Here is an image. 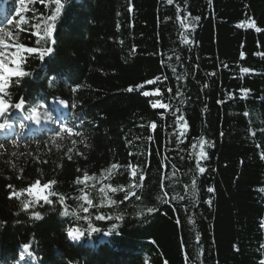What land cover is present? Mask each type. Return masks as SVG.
<instances>
[{
    "label": "trees",
    "instance_id": "1",
    "mask_svg": "<svg viewBox=\"0 0 264 264\" xmlns=\"http://www.w3.org/2000/svg\"><path fill=\"white\" fill-rule=\"evenodd\" d=\"M61 4L53 35L56 43L37 45L43 22L55 11L54 0H25L24 12L21 0H0V28L7 26L11 33L5 42L11 51L20 44L53 48L43 60L36 53H24L23 70L30 75L11 78L13 103L23 97V113L43 103L54 114L53 103L59 99L68 105L66 114L55 116L59 123L42 132L18 136L17 128L15 134L0 137L4 145L0 264H260L264 260V0H173L171 4L61 0ZM177 5L181 19L200 17L193 21L194 29H187L190 44L180 39L184 30L177 20ZM21 17L27 25H18ZM252 20L259 33L241 27ZM244 67L251 71L242 73ZM53 76L59 82L52 81L54 90H49ZM157 76L161 80L156 84L147 83ZM177 76L184 78L177 81ZM137 84L144 87L125 91ZM177 87L184 93L179 98L185 100L183 105L179 99L169 100ZM143 91L154 95L144 97ZM155 100L170 103L169 109H153L150 101ZM175 106L181 107L188 124L179 146L171 115ZM17 111L10 108L5 116L11 120ZM71 111L77 119L63 124ZM69 127L72 131L67 134L77 141L71 153L48 139ZM80 130L85 143L75 135ZM201 135L213 147L206 148L208 159L201 162L205 173H195L193 202L190 170L195 162L188 159V148ZM113 163L120 166L106 174ZM129 164L137 169L135 177L125 170ZM85 172L94 179L83 181ZM37 179L42 188L56 181L51 189L57 193L50 197L53 204L40 201L21 211L12 190L31 187ZM129 184L134 188L129 189ZM121 186L123 191H112ZM208 187L214 192L208 193ZM81 205L88 211H81ZM65 207L75 210L78 219L61 218ZM148 207L156 211L148 213ZM34 211L44 218L34 220ZM97 215L105 219L97 221ZM89 224L100 231L89 233ZM68 227L85 230L83 239L69 240ZM25 243L33 255L21 260Z\"/></svg>",
    "mask_w": 264,
    "mask_h": 264
},
{
    "label": "snow or ice",
    "instance_id": "2",
    "mask_svg": "<svg viewBox=\"0 0 264 264\" xmlns=\"http://www.w3.org/2000/svg\"><path fill=\"white\" fill-rule=\"evenodd\" d=\"M167 2L169 4H171L173 2V0H167ZM54 3H55V11L43 22V36L39 37L38 39H36L35 43L37 45H40L42 42L44 44H48L49 41L51 42V44H55L56 41L55 39H53V35H54V32H55V29H56V20L58 18V16L60 15L61 13V9L64 7L63 4H61V0H54ZM20 8H21V12H24L25 11V0H21V5H20ZM179 5H177V12H178V15H177V20L179 21V24H180V28L182 30H184L180 36V39L181 41L184 43V44H190L191 41L188 39V34H187V29L189 27H192L194 29V24H193V21H196L198 22L200 17L197 16V17H193L191 18V20L188 18V16L186 15L183 19L180 18L179 16ZM129 11H131V8H129ZM19 24H25L27 25L28 24V21L25 20L23 17H21V20L18 21V25ZM241 27H247V28H251V29H255V31L257 33H259L261 31V29L259 27L256 26V22L254 20L248 22L247 24H242ZM35 29H36V32L39 33L41 31V25L38 23L35 25ZM11 35V33H10ZM19 47H21L23 50H24V53H28V54H32V53H36L38 54V57L40 60H43L46 56H49L51 53H53V48L52 47H45V48H38V47H27L25 48L23 44H20ZM172 56H168L167 59L168 61H171L172 60ZM26 57L23 56V61H22V65H23V62L25 61ZM176 60L179 61L180 60V57L177 55L176 56ZM162 63H163V60H162ZM23 67V66H22ZM167 67L171 68V71L173 73L176 72V68L173 67L170 63L167 65ZM240 71L242 73H249L251 70L248 68V67H244V68H241ZM216 73L213 72L211 73V75H215ZM30 75L29 72L25 71L24 70V76H28ZM23 77H18V78H23ZM184 77H181V76H177L176 79L177 81H180L181 79H183ZM164 80H167V76L163 77ZM161 80V77L160 76H157L155 77L154 79L152 80H148L147 83L148 84H156L157 81H160ZM144 87V84H137L135 86V88H133L132 86H129L125 89V91L131 93L133 92L134 90L135 91H139L140 89H142ZM205 87H207V85H205ZM73 91H75V89H73ZM160 89L159 87L156 88V93H159ZM167 91L171 94L172 92V89L171 88H168ZM0 95H4L3 93H0ZM142 95L144 97H150V96H153L154 93L153 92H150V91H143L142 92ZM184 95V93L180 90L179 87H177V91H176V94L175 96H169V100L172 101V100H175V99H179L180 97H182ZM242 95L243 96H247V90H243L242 92ZM185 103V100L184 99H179V104L180 105H183ZM150 105L153 109H156V108H164V109H169L170 107V103H162L161 100H155L154 102L153 101H150ZM24 106H25V100L23 97H21L19 99V102L15 103V108L14 109H24ZM10 108H13V105H9L8 106V110ZM178 113H180L179 115H177ZM171 115L175 117V120H174V125H175V128H174V135L176 137V141H177V146H179L181 143H183V139L186 137V133H187V130H188V124H187V121L184 119V116L181 112V107L180 106H175L173 108V111L171 112ZM245 116L248 115L247 112L244 113ZM151 128L155 129L156 128V124L155 123H152L151 124ZM72 131V128L69 127L68 128V132H71ZM75 135L77 137H80L81 140L80 142L81 143H85L86 141V138L83 136V132L82 130L80 131H77L75 133ZM253 135H255V133H253ZM75 140V139H74ZM213 147V144L211 141L205 139V137L203 135H201L200 137L198 138H194L193 142L189 145V148H188V159L189 160H192L195 162V167L194 169H191L190 171L193 173V176H192V179H191V193L189 194V199H192L193 202L194 201V198L196 197L197 195V178H196V175L195 173H199V174H203L205 173L206 171V168L201 166V162L202 161H205L208 159V153L206 151V148H211ZM15 155V154H13ZM69 159H71V156L68 157ZM183 157H181L182 159ZM262 158H264V156H262ZM120 165L117 164V163H113L111 164V166L109 168H107L105 170L106 174L107 173H112L113 170L117 169ZM131 170V176L132 177H135L136 174H137V169L136 167L132 166L131 164L127 165L125 170ZM172 169H173V175H175L177 169H176V165H172ZM85 175L89 176L87 172H85L83 174V181H84V177ZM90 177V176H89ZM94 178V177H92ZM141 181H143L144 177L143 175H141L140 177ZM78 184L81 183L82 181L81 180H77L76 181ZM56 183L55 180H52L51 183H45L44 184V187L48 186V185H54ZM34 184H39L40 185V180L37 179L34 183H32L31 187H27V188H22L20 190H23V191H27L28 189L32 188ZM128 188L129 189H132L134 188V185L132 184H129L128 185ZM187 188V186H186ZM102 189V188H101ZM117 190H120V191H123L124 188L123 186H121L119 189H116V188H113L112 191L115 192ZM207 192L208 193H213L214 192V188L212 187H208L207 188ZM16 193H17V190L13 189L12 190V194L16 197ZM166 195V194H165ZM127 198V195L126 197ZM83 199H85L87 201V204L89 206L92 205V200L91 199H88L87 197H83ZM137 200L140 199L139 196L136 197ZM175 199L179 200V201H183L185 199V196H176ZM40 201H43L45 204L49 205L47 201L45 200H39L36 202V205L40 203ZM61 204L64 203V198L63 197H60V201H59ZM165 200L164 199H161L160 200V203H164ZM109 203L111 204H115L116 201L115 200H110ZM206 203H208L209 205L212 203V201L209 199L208 201H206ZM52 204H53V201H52ZM51 204V205H52ZM81 208H82V211L84 212H87L88 211V208L87 207H84L83 205H81ZM29 209V208H28ZM68 208L65 207L63 211H67ZM144 209H141L140 211H138L136 213L137 216H140L142 213H143ZM154 211H156V209L154 207H148L147 208V212L148 213H153ZM42 214L40 211H34L32 213V218L36 221H40L42 220ZM87 217H85L86 219ZM111 219V217H109ZM95 219L97 221L99 220H104L105 217L104 216H101V215H97L95 217ZM117 220L119 219H122V217L120 216H117L116 217ZM92 232H98L100 231L99 228H96V227H92L91 224H89L88 226ZM113 228L116 227L115 224L112 225ZM73 227H68V233L69 235L71 234V229ZM197 240H199V236H197ZM29 248H30V245L25 243L23 245V251L21 252V256H20V259L23 260V254L24 253H27L28 256H32V252L29 251ZM260 264H264V260H261L260 261Z\"/></svg>",
    "mask_w": 264,
    "mask_h": 264
},
{
    "label": "clouds",
    "instance_id": "3",
    "mask_svg": "<svg viewBox=\"0 0 264 264\" xmlns=\"http://www.w3.org/2000/svg\"><path fill=\"white\" fill-rule=\"evenodd\" d=\"M11 35L7 29V26L0 28V93L4 95H0V131H7L13 127L18 128V136H22L24 134V130L26 128V124L24 122H19V124H15L14 121L9 120L4 114L8 112V106L13 105L15 108L14 94L10 91V87L12 85V77H23L24 70L22 67V61L24 56V50L21 47H17L15 51L9 50V45L5 43L6 41L10 40ZM13 65V66H9ZM52 81H57L55 76L51 77L48 83L49 90H54L52 88ZM19 84L20 81L17 80L15 82ZM59 103L64 106L65 108L68 107L67 103L63 99L58 100ZM77 106V102L75 100L71 103V108L75 109ZM25 119L27 121H34L36 125H40L41 122L58 124L59 122L56 120L55 115L52 111L48 109L46 105L43 103H39L33 106L29 111L24 112ZM77 119L76 113L71 111L69 118L63 119V124H71L73 121ZM81 123H83L81 121ZM68 133V128H65L63 132L60 133L59 136L56 135H48V139L52 142L53 145L57 149H61L63 147H67L69 153L73 151L75 145L77 143ZM13 144L17 143V140L11 141ZM71 145L68 147V145ZM4 145L0 144V149H3ZM94 179L85 175L84 181H89ZM52 185H48L46 187H41L39 184H34L32 188L28 189L27 191L18 190L16 193V199L18 201V207L21 211L27 210L29 207H35L36 202L39 200H45L48 202L49 205L52 204V200L50 197L56 196L57 193L52 189ZM104 195H107L106 189L99 190ZM82 211V208H81ZM19 214V213H17ZM61 218H70L71 220L78 219L77 212L75 210L72 211H61L59 213ZM43 218V217H42ZM89 233L92 230L88 227L86 229ZM67 237L71 241H80L83 239L85 235V230H82L78 227H73L71 229V234L68 233V228L66 229ZM21 256V253H20ZM28 256L27 253L23 254V257ZM33 259H35L33 257ZM13 264H19V261L13 262Z\"/></svg>",
    "mask_w": 264,
    "mask_h": 264
},
{
    "label": "rangeland",
    "instance_id": "4",
    "mask_svg": "<svg viewBox=\"0 0 264 264\" xmlns=\"http://www.w3.org/2000/svg\"><path fill=\"white\" fill-rule=\"evenodd\" d=\"M10 50V49H9ZM11 51V50H10ZM10 67H11V65H9ZM54 108H55V110H60V106H59V104H54ZM29 122H32V121H29Z\"/></svg>",
    "mask_w": 264,
    "mask_h": 264
}]
</instances>
